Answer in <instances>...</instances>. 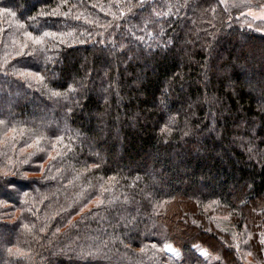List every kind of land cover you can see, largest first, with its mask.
I'll return each instance as SVG.
<instances>
[{"label":"trees","instance_id":"16d2710c","mask_svg":"<svg viewBox=\"0 0 264 264\" xmlns=\"http://www.w3.org/2000/svg\"><path fill=\"white\" fill-rule=\"evenodd\" d=\"M264 0H0V264H264Z\"/></svg>","mask_w":264,"mask_h":264},{"label":"rangeland","instance_id":"374dc122","mask_svg":"<svg viewBox=\"0 0 264 264\" xmlns=\"http://www.w3.org/2000/svg\"><path fill=\"white\" fill-rule=\"evenodd\" d=\"M250 15H252L253 17H255L256 19H264V9L261 11H250L249 13Z\"/></svg>","mask_w":264,"mask_h":264}]
</instances>
